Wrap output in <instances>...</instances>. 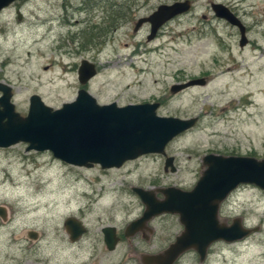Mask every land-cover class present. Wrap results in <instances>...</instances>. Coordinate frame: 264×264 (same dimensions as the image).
<instances>
[{
	"label": "rangeland",
	"instance_id": "374dc122",
	"mask_svg": "<svg viewBox=\"0 0 264 264\" xmlns=\"http://www.w3.org/2000/svg\"><path fill=\"white\" fill-rule=\"evenodd\" d=\"M176 1L182 0H16L0 12V83L11 87L21 116L34 94L52 109L72 102L81 88L77 69L87 60L98 72L84 87L99 104L158 101L159 116L199 118L165 149L176 158L174 173L164 172L159 154L103 172L67 165L49 151H26V143L0 148V264H11L22 246L47 257L48 240L63 238L65 221L79 215H85L88 248L66 251L68 264H135L124 244L114 253L89 249L102 226L123 232L141 216L144 208L130 186L189 190L202 171L201 156L215 147L253 148L264 156V56L256 46L262 43L241 49L238 30L210 7H228L246 20L249 38L259 40L255 24L264 18V0H192L193 9L167 22L155 39L147 41L146 24L133 31L137 19ZM202 76L209 78L206 85L171 96V85ZM235 218L258 230L236 243L212 244L203 262L192 252L177 264H264V192L253 185L233 191L219 220ZM151 227L156 244L179 231L173 216L156 217Z\"/></svg>",
	"mask_w": 264,
	"mask_h": 264
},
{
	"label": "water",
	"instance_id": "95a60500",
	"mask_svg": "<svg viewBox=\"0 0 264 264\" xmlns=\"http://www.w3.org/2000/svg\"><path fill=\"white\" fill-rule=\"evenodd\" d=\"M16 0H0V12ZM188 1L159 5L148 17L138 19L136 32L149 23L147 41L153 40L159 29L176 16L188 12ZM211 9L217 18L227 21L239 31V47L246 46L245 31L240 20L224 5L213 3ZM97 75L95 63L82 60L77 69L81 88L72 102L58 109L45 105L34 94L29 98L25 116L15 111L11 87L0 83V148L26 143V151H49L52 156L71 166L102 169L120 168L125 162L140 157L166 155V146L177 136L196 125L195 117L180 119L157 114L158 102L127 104L115 102L99 104L84 86ZM202 78H194L171 85L170 93L177 94L188 88L204 85ZM205 169L189 191L177 187L160 190L163 199L154 197L156 191L135 189L144 205L142 215L131 221L126 235L141 230L153 217L164 213L176 214L183 231L164 251L144 256V264H174L188 250H195L199 261L207 257L208 247L218 241L233 243L248 237L258 228L243 226L241 218L230 224L219 220L220 205L240 185H253L264 192V158L220 156L207 154L203 158ZM164 171H176L173 157H166ZM0 217L3 208L0 207ZM71 235L84 229L74 218L65 221ZM107 231L114 228L107 227Z\"/></svg>",
	"mask_w": 264,
	"mask_h": 264
},
{
	"label": "flooded vegetation",
	"instance_id": "af4514ba",
	"mask_svg": "<svg viewBox=\"0 0 264 264\" xmlns=\"http://www.w3.org/2000/svg\"><path fill=\"white\" fill-rule=\"evenodd\" d=\"M182 1H188L189 2V4H190L189 11H191L193 9L194 2L192 0H182ZM176 2H178V1H176ZM212 4H213V2L210 3V7ZM260 10H262L263 17H264V7H260ZM188 12H186V13H188ZM186 13H184V14H186ZM184 14H182V15H184ZM182 15H179V16H182ZM234 15L240 20L241 24L244 27L245 37H246L245 43H247L246 46H244V47L246 48V47L250 46V43H262V44H257L256 46H257V49L261 53L260 57L264 56V18H262L260 21L256 22V24H255V26L257 27V32L259 34L260 39L259 40H252L249 38V33L251 31V28L249 27V25L247 26L246 20H244L241 17H238L236 14H234ZM148 16H146V17H148ZM201 17L204 20L206 19L205 14L202 15ZM141 18H145V17H141ZM225 22H227V21H225ZM145 24L149 27V30H150L149 23H145ZM145 24H142L136 32H139ZM227 24H229V23L227 22ZM230 26H232V25H230ZM232 27H234V26H232ZM234 28H236V27H234ZM160 29L157 32V35H156L157 37H158L159 33L161 32ZM238 43H239V41H238ZM199 78L204 79V81H205L204 85H206L209 81V78L207 76H202ZM201 86H203V85H201ZM180 93H182V92H180ZM180 93H178V94H180ZM178 94H174V95L171 94V96L174 97V96H177ZM158 103L160 104V106L162 105V102H158ZM196 119H197V123H199V118L196 117ZM207 154L220 155V156H244V157H253V158H257V159L264 158L263 155L258 154L253 148L249 149L245 153H242L237 148H232L230 150L223 148L222 150H219L215 147L213 149H209L208 151H206V153H204L203 156H201L200 171L204 170L206 168L204 163H203V158ZM161 156L164 160L166 159V157H169V156L173 157V164L176 166V162H175L176 158L174 156L168 155V154H166L165 156L164 155H161ZM128 162H132V161H128ZM126 163H124L122 166H124ZM74 167H77V166H74ZM95 167L99 168L103 172L114 169V168L102 169L97 164H95L91 167H78V168H80V169H92ZM164 172H167V171H164ZM170 187H176V186L154 185V186H147L146 187L143 185H138V186H130L129 189L139 199L140 203L144 207L143 203L141 202V199L139 198L138 194L135 192V189L140 188L144 191H156L154 193V197L157 200H161V199H163L164 196L159 191L163 190V189L165 190V189L170 188ZM180 189H182L184 191L190 190V189L188 190V189H183V188H180ZM222 204L220 205V209L222 207ZM160 216H173L174 218H176L179 231L175 235H172L170 238L166 239L165 242H163V243L157 242L158 244H156L155 242H153L154 238L152 237L153 230L151 227V223L156 217H160ZM70 217L73 218V216H70ZM156 217H153L141 230L134 233L133 235H128V236L126 235V233L124 231L123 232L117 231L114 226H111V225L102 226L99 229V233L95 234V236L92 237L94 243H91L89 245V249H91V251L94 252L95 254L96 253L101 254V251L102 252L105 251L107 253H114L116 250L119 249L121 244H124L125 245V254L127 256H135V258H136L135 264H144L143 260H142L144 258V256L155 255V254H158V253L164 251L172 242H174L175 238L183 231V226L181 225V223L179 221L178 215L170 214V213H164V214H161V215L156 216ZM75 218L74 219L76 221H78L82 225V228L84 229V231L81 234L71 235V233L65 227V223H64V230H65L64 237L59 238L58 240L55 238H50L48 240L49 241L48 242L49 248H48V256L47 257H44L43 255L39 256L38 254H36V255L32 254L31 250L34 248L33 246H31V247L30 246H25V247L22 246L20 249L21 252L19 255H16V256L12 255L11 256V258L9 259L10 263L11 264H68L67 259H64V254L66 251L73 252V253L77 254V253H83L85 251V249L88 248L87 245H85L86 244L85 240L86 239L88 240V238H87L88 232L86 229V225L82 221V218H85V215H79L78 218L77 217H75ZM107 227L114 228V231L105 232L104 229H106ZM29 233H32V235H33V231L29 232ZM219 242H222V241H219ZM215 243H217V242H215ZM215 243H213V244H215ZM234 243H236V242H234ZM211 246L212 245H210L207 249V255L209 254L208 251L210 250ZM192 252H194V253H196V255H198L195 250H188L187 252L182 254L181 257H183L186 254H190ZM31 257H33V258H31ZM177 262H178V260L174 264H177ZM83 264H85V263H83Z\"/></svg>",
	"mask_w": 264,
	"mask_h": 264
},
{
	"label": "bare ground",
	"instance_id": "6f19581e",
	"mask_svg": "<svg viewBox=\"0 0 264 264\" xmlns=\"http://www.w3.org/2000/svg\"><path fill=\"white\" fill-rule=\"evenodd\" d=\"M111 193H112V192H111ZM111 193H110V194H111ZM84 196H85V195H84ZM108 196H109V195H108ZM86 197H88V196H86ZM98 198H99V197H98ZM33 211H34V210H33ZM36 213H37V212H36Z\"/></svg>",
	"mask_w": 264,
	"mask_h": 264
}]
</instances>
